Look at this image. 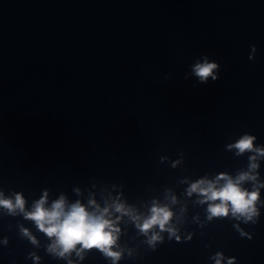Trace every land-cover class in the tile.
<instances>
[{"label":"water","instance_id":"water-1","mask_svg":"<svg viewBox=\"0 0 264 264\" xmlns=\"http://www.w3.org/2000/svg\"><path fill=\"white\" fill-rule=\"evenodd\" d=\"M229 179L252 212L190 193ZM61 199L112 222L118 258L60 254L28 214ZM0 200V264H264V0L141 1L0 142ZM154 207L171 218L142 231Z\"/></svg>","mask_w":264,"mask_h":264},{"label":"clouds","instance_id":"clouds-1","mask_svg":"<svg viewBox=\"0 0 264 264\" xmlns=\"http://www.w3.org/2000/svg\"><path fill=\"white\" fill-rule=\"evenodd\" d=\"M214 68H216L215 64L204 63L197 65L195 71L202 80H206L208 76L212 75ZM252 139V137L246 136L235 147L240 152L250 150L252 148ZM245 178V176L240 177L241 180ZM203 183L205 181H199L192 185L190 193L199 191L207 200H219V204L210 205L209 207V212L212 215H227L229 203L233 214L239 213L243 215L252 212V205L257 199L255 193H247L241 190L238 184L233 183L230 179L220 189H216L212 183H209L207 188H202L200 185ZM0 205L8 207L10 210L13 208L11 201L0 200ZM15 207L23 210L24 201L19 195L16 198ZM122 210V206L118 205L117 211ZM152 213V216L140 226L142 231L146 232L157 224L163 230L172 215L166 208L154 207ZM28 218L34 220L39 229L49 237L54 236L56 238V244L61 248V255L73 250L76 244L79 243L84 248H100L107 255L118 258V254L112 253L110 250L111 245L115 243L113 235L115 230L112 222L105 219L104 214H91L79 203L72 205L66 211L63 199L56 201L51 209H47L44 207V201L41 200L37 202L34 210L28 214ZM53 250H55V245ZM217 264H219V261Z\"/></svg>","mask_w":264,"mask_h":264}]
</instances>
